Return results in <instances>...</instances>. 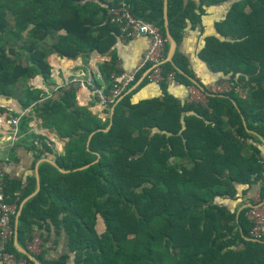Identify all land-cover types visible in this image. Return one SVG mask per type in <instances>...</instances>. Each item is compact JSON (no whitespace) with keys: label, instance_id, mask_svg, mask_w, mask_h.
<instances>
[{"label":"trees","instance_id":"16d2710c","mask_svg":"<svg viewBox=\"0 0 264 264\" xmlns=\"http://www.w3.org/2000/svg\"><path fill=\"white\" fill-rule=\"evenodd\" d=\"M222 1L228 0L205 3ZM130 3L135 16L156 21L166 36L164 0ZM110 5L0 0V95L16 98L24 109L32 106L21 116L19 132L36 158L47 159L39 168L41 188L20 215L19 245L26 248L35 228L52 225L67 231L70 252L53 261L33 253L40 264H69L71 258L74 264H264V238L249 236L247 207L236 213L217 203L235 195L237 183L262 180L264 0H236L216 24L225 38L207 37L200 51L210 69L232 83L231 90L210 92L176 48L166 70H174L183 85L203 90L207 104L181 102L167 83L161 84L162 97L135 102L131 85L105 130L111 118L79 105L77 84L48 96L27 81L37 75L51 80L53 53L75 58L85 48L109 50L119 34L108 20ZM196 8L192 0H168L177 45L188 20L200 21L203 10ZM115 63L113 57L101 67L109 83ZM35 118L65 140L64 152L47 135L30 132ZM36 186L35 177L24 185L6 174L5 192L18 209ZM260 195L264 199V180ZM8 249L35 264L14 239Z\"/></svg>","mask_w":264,"mask_h":264},{"label":"crops","instance_id":"0c3cea01","mask_svg":"<svg viewBox=\"0 0 264 264\" xmlns=\"http://www.w3.org/2000/svg\"><path fill=\"white\" fill-rule=\"evenodd\" d=\"M106 1L107 4L115 2L114 0ZM192 1L197 5V12L199 7L203 10L200 21L193 24L188 20L183 38L176 48L188 58L189 66L193 70L195 77L207 89H211L214 85L225 81V79L219 72H214L210 69L207 62L202 59L200 51L204 48L207 37L225 38L217 30L216 24L225 19L236 0L212 4L205 3L206 0ZM146 49L147 37L144 34L125 43L121 42L117 36L115 44L105 52H101L98 49L85 48L84 52L75 58L53 53L49 57V62L53 65L54 74L65 76L71 73H80L86 76L92 71H101L104 63L111 61L115 57L116 62L119 60L122 64L120 70L133 72L138 68ZM143 79H145L144 75L129 89V91L136 89L133 101L138 102L146 98L163 96L161 85L151 83L148 80L141 85ZM27 84L30 87L33 86L32 88H41L47 95H52V91L57 90L54 80L45 81L41 75L35 76L34 79H29ZM167 90L181 102L187 101L188 90L185 85L168 84ZM90 98L88 88L82 86L78 88L76 100L79 105L87 106L93 114L99 115L100 113L99 116L103 119L110 117L111 111H109V115L104 114L101 112V107L96 106L95 100ZM31 107L24 109L16 98L0 95V169H3L10 179L21 180L24 185H27L32 177H35L37 181L36 170L38 169L39 172L40 165L46 158L38 159L35 157L34 152L23 141V138L26 137H23L24 134L19 140L14 142L9 137L10 122L8 120H10L11 114L16 116L22 111L25 113L30 111ZM30 132L47 135L55 142L56 149L59 152H64L65 140L59 139L54 132L45 128L40 118H35L30 122ZM259 147L263 148L264 152L263 144H260ZM261 185V181L252 185L237 183L235 195L219 197L217 198V203L230 212L239 213L250 204L264 202L260 201L262 198L260 195ZM43 239L44 243L36 253L42 254L45 259L53 261L59 259L62 255L69 254V237L64 228L57 230L51 225L49 230L43 231ZM236 247L241 249L242 244L239 243ZM69 264H74L73 258L69 260Z\"/></svg>","mask_w":264,"mask_h":264},{"label":"built area","instance_id":"2783aa9c","mask_svg":"<svg viewBox=\"0 0 264 264\" xmlns=\"http://www.w3.org/2000/svg\"><path fill=\"white\" fill-rule=\"evenodd\" d=\"M108 20L118 27V39L123 43L141 34L147 37V49L138 68L133 72H126L123 69L120 70L122 64L118 60L115 63V69L110 72V83L104 79L100 70L92 71L86 74V76L80 73L60 76L56 73L54 74V68H52L50 78L54 80L56 89L69 87L72 84H77L78 88L81 86L86 87L89 90L90 99L95 100L96 106L101 107V112L109 115L112 106H115L122 98L129 86L140 79V74L144 75V78L149 82L157 85L163 83L182 85L177 79L174 70H166V63L168 61L167 43L169 41L156 21H149L143 17L135 16L132 12L130 0H118L111 4L108 8ZM51 66L53 67L52 63ZM34 78L35 76L30 79ZM185 86L188 90V102L207 104L208 98L203 90L194 84ZM232 87V83L225 80L208 90L216 93L229 91ZM235 90L241 96L246 97V89L237 86ZM48 96H50V94ZM23 114L24 111L16 116L11 114V118L8 120L10 122L8 131L10 133L9 137L14 142L22 137V134L19 132V123ZM263 180L264 170L262 172L261 183ZM5 186L6 173L3 169H0V263L32 264L28 259L24 257L19 258L8 249L9 242L13 240L15 236V224L13 223V219L17 215L18 208L14 202L8 200ZM260 201H264V199L261 198ZM246 215L251 222L249 236L256 240L263 239L264 202L248 205ZM43 243V230L35 228L32 232V238L27 240L26 249L31 253H36Z\"/></svg>","mask_w":264,"mask_h":264},{"label":"water","instance_id":"95a60500","mask_svg":"<svg viewBox=\"0 0 264 264\" xmlns=\"http://www.w3.org/2000/svg\"><path fill=\"white\" fill-rule=\"evenodd\" d=\"M164 6H165L164 7L165 31H166V36L168 38V41L170 43V49H169V54H168V61H171L172 58H173V55L175 53V49H176V46H177V42L174 39L173 35L171 34V31H170V28H169V23H168V0H164ZM114 109H115V106H112L111 112H110L111 122L107 126V128H105V130H108L109 127L112 124V116H113V113H114ZM90 139H91V136H90ZM90 139H89V142H90ZM89 142H88V144H89ZM44 160H47V159H44ZM36 172H37L36 173V176H37V186H36V189L29 196H27L23 200L22 204L20 205V207L18 209L17 215L15 217V236H14V242H15V245L17 246V248H18V250L20 252H22L23 254H25L35 264H40V262L36 259V257L34 256L33 253H31L30 251H28L26 248L20 246L19 243H18L19 219H20V215H21L23 206L26 203V201H28L31 197H33L36 193H38L39 190H40V188H41V180H40V176H39L38 169L36 170Z\"/></svg>","mask_w":264,"mask_h":264},{"label":"rangeland","instance_id":"374dc122","mask_svg":"<svg viewBox=\"0 0 264 264\" xmlns=\"http://www.w3.org/2000/svg\"><path fill=\"white\" fill-rule=\"evenodd\" d=\"M258 145H260V144H258Z\"/></svg>","mask_w":264,"mask_h":264}]
</instances>
